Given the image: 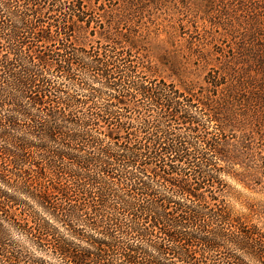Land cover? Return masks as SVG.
<instances>
[{
    "label": "trees",
    "instance_id": "trees-1",
    "mask_svg": "<svg viewBox=\"0 0 264 264\" xmlns=\"http://www.w3.org/2000/svg\"><path fill=\"white\" fill-rule=\"evenodd\" d=\"M90 24L82 0H0V264H264V208L236 210L214 162L264 192V156L245 165L192 110L234 131L229 96L148 75L136 37L88 43Z\"/></svg>",
    "mask_w": 264,
    "mask_h": 264
},
{
    "label": "rangeland",
    "instance_id": "rangeland-1",
    "mask_svg": "<svg viewBox=\"0 0 264 264\" xmlns=\"http://www.w3.org/2000/svg\"><path fill=\"white\" fill-rule=\"evenodd\" d=\"M82 1L90 19L101 24H90V30L103 35L94 33L87 37L88 43L97 40L103 43L104 36L113 41L117 33L132 34L139 50L131 59L136 62L138 57L143 61L148 75L177 84L186 82L196 90L205 88L210 105L223 104L222 98L229 96L230 109L239 120L234 131L228 130L227 122L210 121L211 110L196 101L192 110L208 139L221 137L225 149L242 151L245 165L261 170L256 159L264 156V141L250 136L245 142V136L249 127L258 125L256 120L261 118L259 122L264 125V106L260 100L264 99V0ZM214 79L221 83L216 90L207 84ZM216 117L221 120L219 113ZM260 129L264 136V126ZM176 132L185 133L183 125ZM204 152L209 154L207 150ZM214 162L216 173L227 184L228 191L240 195L237 202H231L236 210L244 211L239 202L264 208L261 187L253 192L241 188L219 174L223 170L233 173L239 169L237 165L231 167L219 159ZM190 174L183 178H192Z\"/></svg>",
    "mask_w": 264,
    "mask_h": 264
}]
</instances>
